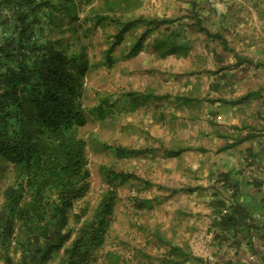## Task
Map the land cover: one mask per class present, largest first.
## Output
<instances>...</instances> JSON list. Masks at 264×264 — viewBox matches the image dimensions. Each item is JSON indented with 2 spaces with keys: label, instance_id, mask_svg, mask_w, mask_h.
<instances>
[{
  "label": "crops",
  "instance_id": "crops-1",
  "mask_svg": "<svg viewBox=\"0 0 264 264\" xmlns=\"http://www.w3.org/2000/svg\"><path fill=\"white\" fill-rule=\"evenodd\" d=\"M119 1L111 76L89 88L116 110L121 158L139 159L120 191L168 211V239L202 260L186 264H264V0ZM234 206L246 222L220 223Z\"/></svg>",
  "mask_w": 264,
  "mask_h": 264
},
{
  "label": "trees",
  "instance_id": "trees-1",
  "mask_svg": "<svg viewBox=\"0 0 264 264\" xmlns=\"http://www.w3.org/2000/svg\"><path fill=\"white\" fill-rule=\"evenodd\" d=\"M119 2L108 0L106 11L114 13ZM56 7L51 0H0V159L17 174L0 207L3 264H92L118 199L112 181L133 175L104 169L111 175L110 188L93 215L76 230L70 226L75 201L90 188L88 139L80 133L88 120L83 78L89 65L85 52L71 54L43 34ZM108 18L99 15L101 22ZM94 110L103 118L109 113L102 104ZM225 208L217 219L227 226L249 217L238 206ZM252 225L243 226L242 233L251 235ZM165 242L169 251L163 264L202 261L186 247ZM105 256L107 264L122 261L117 251Z\"/></svg>",
  "mask_w": 264,
  "mask_h": 264
},
{
  "label": "rangeland",
  "instance_id": "rangeland-1",
  "mask_svg": "<svg viewBox=\"0 0 264 264\" xmlns=\"http://www.w3.org/2000/svg\"><path fill=\"white\" fill-rule=\"evenodd\" d=\"M51 1L57 7L54 14L47 17L49 21L43 26V34L45 37L56 39L59 42L57 46L71 54L85 52L90 66L89 70L91 69L86 72L87 75L83 78V101L88 120L80 128L81 135L88 139L87 155L91 171L90 188L84 196L75 201L71 211L70 226L76 230L81 222L93 215L102 195L110 188L112 182L116 183L118 199L109 223L108 235L97 245L96 259L92 264H107L109 259L106 258L105 254L110 250L117 251L122 255L120 264H163V259L169 251L165 242L168 239V229L165 223L170 214L167 210L162 213L159 211L158 214L152 213L154 206L151 208L149 205L145 206L141 202L142 198L135 199L134 192L130 187L129 190L121 187L122 190L120 191L119 179H114L111 182V175L104 170L125 171L127 165V169L134 168L133 171H136L137 168L135 167L137 166H133V163L139 162L136 157L121 158L116 147H114L119 136V130L115 126L116 123L113 122L117 114L112 116L116 110L110 112V115L105 118L98 116L94 110L100 104L103 105V100H99L96 94L101 92L102 86H105L104 80L107 82V77L111 76L100 69L103 66L102 61L105 60L103 58L104 50L112 34L107 33V21L101 22L99 15L106 14L107 17H115L116 14L114 13L118 14V10H115L114 15L106 13L108 12L105 7L106 0ZM47 11L51 12L52 9L49 8ZM36 31L40 34L39 29ZM95 66L99 67L94 68ZM92 73L99 75V78L96 79L99 87L96 88L98 91H95V95L94 91L89 88L94 80V77L91 76ZM103 106L104 109L106 106L108 108L107 104ZM137 173H139L138 170ZM16 177L17 174L13 165L0 159V207L5 200V188L13 183ZM159 224L160 226L156 230V225ZM177 232L168 240L181 244L182 241L178 238ZM0 264H3L2 260H0ZM211 264H216V262H211Z\"/></svg>",
  "mask_w": 264,
  "mask_h": 264
},
{
  "label": "built area",
  "instance_id": "built-area-1",
  "mask_svg": "<svg viewBox=\"0 0 264 264\" xmlns=\"http://www.w3.org/2000/svg\"><path fill=\"white\" fill-rule=\"evenodd\" d=\"M210 3H213V2H215L216 0H208ZM228 211V209H224L223 210V213H226Z\"/></svg>",
  "mask_w": 264,
  "mask_h": 264
}]
</instances>
